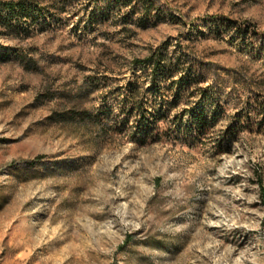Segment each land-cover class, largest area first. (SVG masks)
<instances>
[{
	"label": "rangeland",
	"instance_id": "374dc122",
	"mask_svg": "<svg viewBox=\"0 0 264 264\" xmlns=\"http://www.w3.org/2000/svg\"><path fill=\"white\" fill-rule=\"evenodd\" d=\"M29 1L0 22V264H264V0ZM162 44L192 72L155 88Z\"/></svg>",
	"mask_w": 264,
	"mask_h": 264
},
{
	"label": "trees",
	"instance_id": "16d2710c",
	"mask_svg": "<svg viewBox=\"0 0 264 264\" xmlns=\"http://www.w3.org/2000/svg\"><path fill=\"white\" fill-rule=\"evenodd\" d=\"M132 4L135 0H129ZM35 8L37 6L29 0H18V1H2L0 2V22L6 28L17 23H30L35 21L36 12ZM65 8V7H64ZM64 8L61 9L64 10ZM248 29L243 30L244 33H248ZM168 47L167 44H162L156 49H153L150 54L144 59H139L135 61L136 65H140L150 69V86L155 88L159 87L160 81L162 79H172L181 72L189 73L191 75L192 68L184 69L185 67L181 65V61H173L169 59ZM190 87H196L197 81L189 80ZM171 85V84H170ZM132 94L135 95L138 92V89H132ZM134 108L137 115L134 116L136 121V129L134 132V139L139 140L140 142L145 143L147 139H158L160 137V131L157 127V119L159 117H164L165 115H159L155 113L157 119L154 118L151 114H148V109L145 107L143 102L139 103L134 102ZM194 125L200 132L205 131L207 126V109H202L198 114H192ZM178 117H175V119ZM145 128V133L141 134V128ZM131 235L126 237L124 245L121 247L123 250L127 244L131 241Z\"/></svg>",
	"mask_w": 264,
	"mask_h": 264
}]
</instances>
